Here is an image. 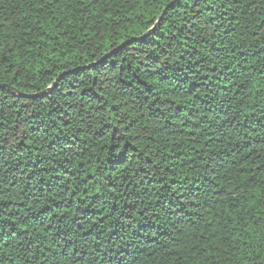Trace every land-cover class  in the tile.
Wrapping results in <instances>:
<instances>
[{
	"label": "trees",
	"instance_id": "1",
	"mask_svg": "<svg viewBox=\"0 0 264 264\" xmlns=\"http://www.w3.org/2000/svg\"><path fill=\"white\" fill-rule=\"evenodd\" d=\"M0 264H264V0H0Z\"/></svg>",
	"mask_w": 264,
	"mask_h": 264
},
{
	"label": "snow or ice",
	"instance_id": "2",
	"mask_svg": "<svg viewBox=\"0 0 264 264\" xmlns=\"http://www.w3.org/2000/svg\"><path fill=\"white\" fill-rule=\"evenodd\" d=\"M168 2L170 3V4H175V2H176V0H168Z\"/></svg>",
	"mask_w": 264,
	"mask_h": 264
},
{
	"label": "water",
	"instance_id": "3",
	"mask_svg": "<svg viewBox=\"0 0 264 264\" xmlns=\"http://www.w3.org/2000/svg\"><path fill=\"white\" fill-rule=\"evenodd\" d=\"M151 30H152V29H151ZM151 30H150V31H151ZM150 31H149L148 33H146L145 36H147V35L150 33Z\"/></svg>",
	"mask_w": 264,
	"mask_h": 264
}]
</instances>
